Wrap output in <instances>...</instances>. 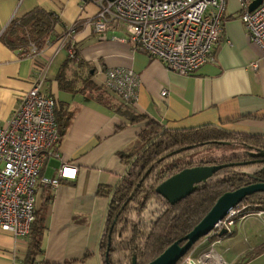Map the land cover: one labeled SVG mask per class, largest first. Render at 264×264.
Instances as JSON below:
<instances>
[{"label":"crops","instance_id":"crops-1","mask_svg":"<svg viewBox=\"0 0 264 264\" xmlns=\"http://www.w3.org/2000/svg\"><path fill=\"white\" fill-rule=\"evenodd\" d=\"M36 9L54 19L46 43L32 52L31 42L19 39L18 25ZM96 10L92 1L0 0V123H6L45 65L40 92L55 98L64 128L58 142L48 146L39 175L57 176L63 163L76 169L55 187L36 184L40 251L30 264H104L99 244L106 209L127 170V155L143 148L139 135L149 122L164 129L212 124L264 137V54L244 31L238 0H225L222 32L210 58L187 75L134 47L122 26L93 32L89 21ZM71 45L74 57L67 52ZM111 67L137 74L135 102L104 87ZM230 231L201 237L187 260L215 264L206 259L214 254L218 263L264 264V214H247ZM29 241L30 232L14 237L0 230V264H29Z\"/></svg>","mask_w":264,"mask_h":264},{"label":"built area","instance_id":"built-area-1","mask_svg":"<svg viewBox=\"0 0 264 264\" xmlns=\"http://www.w3.org/2000/svg\"><path fill=\"white\" fill-rule=\"evenodd\" d=\"M97 5L89 21L93 32L122 26L128 41L162 61L164 66L187 75L209 58L223 26L225 0H82ZM254 0H238L239 19L249 40L264 54V0L251 10ZM65 45L67 42L61 40ZM39 48L30 43V51ZM74 57L72 45L67 49ZM253 67L257 66L252 62ZM46 66L39 68L29 89L20 97L5 124L0 123V230L14 237L29 235L35 219V187H55L59 179L74 176L75 168L62 164L57 176H40V167L49 145L59 140L55 98L40 92ZM137 74L131 68L111 67L105 71L104 87L127 103L137 98ZM166 91L162 90L161 94ZM57 155V154H56ZM242 203L233 206L208 232L230 231L236 217L249 213ZM224 262L220 261L218 264Z\"/></svg>","mask_w":264,"mask_h":264},{"label":"trees","instance_id":"trees-1","mask_svg":"<svg viewBox=\"0 0 264 264\" xmlns=\"http://www.w3.org/2000/svg\"><path fill=\"white\" fill-rule=\"evenodd\" d=\"M42 12L34 10L20 18L18 25L21 31L20 35L17 34L19 39L26 44L34 42L38 48L46 43L48 30L54 19L50 17L51 13ZM75 52L76 50L74 56ZM55 116L58 123L56 109ZM58 126L60 137L64 125ZM139 138L144 143L141 146L143 148L127 155V170L114 188L106 209L105 231L99 244L102 255H105L104 264H132L133 257L135 264L148 263L168 245L185 235L219 195L247 183V176L233 171L232 164H227L215 173L212 180L170 204L156 193L155 187L174 171L186 166L178 163V160L191 156L197 150L232 142L254 151H264V137L234 133L212 124L164 129L151 121ZM253 158L264 159V156ZM253 161L240 164L250 165L254 164ZM221 171L226 173H219ZM244 202L264 207V191L247 195L239 203ZM38 222L35 212V219L30 225L29 264L36 252L40 251ZM230 232L225 231L222 235L218 232L213 236L222 237ZM260 249H264V246ZM190 250L176 264H181Z\"/></svg>","mask_w":264,"mask_h":264},{"label":"water","instance_id":"water-1","mask_svg":"<svg viewBox=\"0 0 264 264\" xmlns=\"http://www.w3.org/2000/svg\"><path fill=\"white\" fill-rule=\"evenodd\" d=\"M259 2L260 0H254L249 4L248 9L251 10ZM248 155L251 157L264 156V151H251ZM226 165L225 163H211L181 168L157 184L155 191L167 202L173 204L189 195L203 183L212 180L215 172ZM240 172L242 175L255 178L254 171L248 172L243 170ZM257 191H264V181L260 179L238 186L232 190L224 191L185 235L172 242L159 255L146 264H176L201 237H204L225 216L229 209L238 204L247 195ZM224 232L225 230L222 229L218 234L222 235ZM132 264H135L134 257L132 258ZM181 264H187V259L185 258Z\"/></svg>","mask_w":264,"mask_h":264},{"label":"rangeland","instance_id":"rangeland-1","mask_svg":"<svg viewBox=\"0 0 264 264\" xmlns=\"http://www.w3.org/2000/svg\"><path fill=\"white\" fill-rule=\"evenodd\" d=\"M254 151L251 149H248V147L244 148L239 144H236L234 142L228 143L219 147H210L203 150H197L194 152L191 156L188 158H183L181 160H178V163H183L186 166H194V165H202V164H213V163H230V162H244L248 160L251 156L248 155L249 152ZM138 152V151H137ZM257 165H239L235 167H230L233 171L240 173V171H248L252 172L255 169H257ZM172 168V167H171ZM224 168V167H223ZM229 168V167H226ZM175 172V171H174ZM219 173H226V171H221ZM242 206H244V211H247L249 213L256 211L257 209H264V207H260L257 204L251 203V202H244L242 203ZM210 256L212 254L207 255V260H209ZM188 257H186L187 259ZM192 258L195 260V257L192 256ZM210 263V262H208ZM225 264V263H222Z\"/></svg>","mask_w":264,"mask_h":264},{"label":"flooded vegetation","instance_id":"flooded-vegetation-1","mask_svg":"<svg viewBox=\"0 0 264 264\" xmlns=\"http://www.w3.org/2000/svg\"><path fill=\"white\" fill-rule=\"evenodd\" d=\"M249 161H253V163L255 165H257L258 167H257V169L254 170V176H255V178H250V177L247 176V183H251V182L257 181L259 179L262 180V181H264V160H262V158H253V157H250L248 160H246L244 162H230V163H227V164H232V167H235V166L241 165L240 163H245V162H249ZM254 164H250V165H254ZM184 167H187V166H184Z\"/></svg>","mask_w":264,"mask_h":264},{"label":"bare ground","instance_id":"bare-ground-1","mask_svg":"<svg viewBox=\"0 0 264 264\" xmlns=\"http://www.w3.org/2000/svg\"><path fill=\"white\" fill-rule=\"evenodd\" d=\"M209 260H211L210 263L213 261L215 264H217L220 258L217 255L212 254ZM209 260H207V262H209ZM187 264H196V263L192 259H188Z\"/></svg>","mask_w":264,"mask_h":264}]
</instances>
